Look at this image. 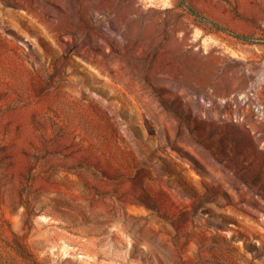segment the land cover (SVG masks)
I'll list each match as a JSON object with an SVG mask.
<instances>
[{
    "label": "rangeland",
    "instance_id": "obj_1",
    "mask_svg": "<svg viewBox=\"0 0 264 264\" xmlns=\"http://www.w3.org/2000/svg\"><path fill=\"white\" fill-rule=\"evenodd\" d=\"M0 263L264 264V0H0Z\"/></svg>",
    "mask_w": 264,
    "mask_h": 264
},
{
    "label": "trees",
    "instance_id": "obj_2",
    "mask_svg": "<svg viewBox=\"0 0 264 264\" xmlns=\"http://www.w3.org/2000/svg\"><path fill=\"white\" fill-rule=\"evenodd\" d=\"M191 10L193 11V13H195V14H199L197 11H195V9H193L192 7H191ZM211 23H212V25H213V27H215V28H217V29H220V30H225V31H229V32H231L227 27H224L223 25H221V24H219V23H217V22H212L211 21ZM239 38H242V39H244V40H254V38L252 37V36H249V35H245V34H240V33H237L236 34ZM205 144H208V143H205ZM208 146L210 147V148H212L211 147V145H209L208 144ZM260 192V191H259ZM261 193V192H260ZM263 194V193H262ZM19 245V251H20V253L21 254H23V256L25 257V259H31L32 257H33V253L29 250V248L23 243V242H19L18 243ZM0 264H2V263H0Z\"/></svg>",
    "mask_w": 264,
    "mask_h": 264
}]
</instances>
